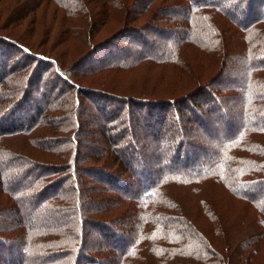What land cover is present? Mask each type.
Here are the masks:
<instances>
[{
    "label": "trees",
    "instance_id": "obj_1",
    "mask_svg": "<svg viewBox=\"0 0 264 264\" xmlns=\"http://www.w3.org/2000/svg\"><path fill=\"white\" fill-rule=\"evenodd\" d=\"M50 1L65 14V38H90L87 54L123 35L140 40L86 71L93 51L65 68L16 35H0V264H121L142 245L147 253L131 264H264V0ZM110 20L118 32L97 37ZM9 50L22 61L8 66ZM200 51L212 63L208 76L190 60ZM144 63L178 69L182 89L165 100L112 97L76 80ZM94 96L108 103L87 114L84 101ZM147 103L143 116L137 107ZM125 106L138 115L123 117ZM137 117L170 119L169 139L152 126L139 146ZM79 175L88 177L84 191L102 197L94 206L82 200ZM201 218L222 253L196 225ZM84 222L110 248L105 258L91 252Z\"/></svg>",
    "mask_w": 264,
    "mask_h": 264
},
{
    "label": "rangeland",
    "instance_id": "obj_2",
    "mask_svg": "<svg viewBox=\"0 0 264 264\" xmlns=\"http://www.w3.org/2000/svg\"><path fill=\"white\" fill-rule=\"evenodd\" d=\"M87 2L90 6L95 4V0H87ZM18 7L19 9L23 7H27L26 10L28 14L26 15L28 16L22 19V21L19 22L18 24H12L11 21L12 18L17 19L21 17V15H25V14H20V11H18L19 10ZM164 8L166 9V5ZM163 11L164 9L159 10L158 13H162ZM153 16L148 20L144 18L138 23V25H140L141 30H143V28H145L146 25H149L148 23L152 24V20L157 18V13L155 14L154 17ZM118 24L119 23L117 21L110 20L100 32H97L96 30L94 32L95 34H97V37L100 38L107 37L109 35L113 36L118 31L115 33L113 32L116 29L118 30L120 29V26ZM67 26L68 25H67L66 17L63 10L58 8L56 3L53 1L44 0L39 2V0H0V35H3L4 33L10 34L13 37L14 35H16L17 40H19V42L20 41L24 42L26 45L30 46L34 50V52L45 54L47 56H51L58 60H62V61L64 60L63 62L66 64L65 68L67 67L69 68L70 66H75V64L73 65L71 64L73 62L76 63V61L82 54L85 53L86 55H89L93 51V50L90 51L88 54L86 53L89 50V47L87 45L89 43V39H90L89 37L88 38L83 37L82 40L79 38L73 39L71 36L65 38L63 31L67 28ZM161 26L165 27L166 24ZM144 36L148 38L147 40L149 41L153 40L152 35L149 31H146ZM63 39H67V40H63ZM135 39L140 40L139 37H136L135 35H130V36L123 35V37L120 38L119 42L118 40H116L114 43H112L114 46L111 45L106 49H99L97 50V52L93 51L94 53L92 52L93 54L91 56V59L88 61L90 63H86L87 66L86 71L91 68H96V66L99 65L98 62L106 61L109 58L108 55L113 54L114 52L117 53V51L114 49H120V48H125V50L137 49L138 48L137 46L135 47L131 46L132 43L128 42L129 40L134 41ZM84 42H86V44H83ZM110 47H113V49H110ZM189 56H190V60H192L194 63L203 65L204 70L207 69L206 74L208 76V72H209L208 68L210 67V64H212L210 58L206 57L205 54L201 51L199 52V56L198 54L195 55L194 53H192V56L191 55ZM7 58H10V61H8V66L12 65L13 63L22 61L21 55L14 50H9L5 52V59ZM111 59H118V58L111 55ZM2 63H4V61L0 62L1 65ZM77 68L78 65L75 67V69ZM52 71L53 70L51 69L50 72ZM88 72L90 73L88 75L80 73L81 75H83V77H78L76 79L77 83H79L80 85L82 84L84 86H94L93 90L95 89L100 90L102 93L111 95L112 97L113 95H115L113 93L120 95L135 94L137 96L141 94L147 97L157 96L161 100H165L167 95H169L171 92L174 94L179 92L186 81V77H184L182 73L180 74V71L178 69L168 66L153 65L150 63L141 64L140 67H137L136 69L130 72L120 71V70H104V71H98V73L93 72L91 70ZM50 79L51 76L47 77L44 84L49 85L50 81L52 80ZM144 96H142L141 98H146L147 100H149L147 97ZM96 97L97 96H94L92 102H88L87 100L84 101L83 110H85V113L88 114L91 110L95 108V106L97 107V102H101L103 104L108 103L107 100L104 99L100 100L97 99ZM37 98L39 97L35 95V99ZM150 100H154V99H150ZM149 105H151V103L150 104L147 103V107L139 105L137 107L139 113L140 111H142L141 113L144 112L142 115L145 116V113L150 109L148 108ZM125 107L127 108V106ZM159 107L161 108L162 106L159 105ZM93 113L96 112L93 111L92 114ZM121 114H123V117H127V118H131V117L134 118L135 114L138 115V113H136V111L132 110L131 108H127L126 110L122 111ZM15 115L16 117L20 116L18 113ZM136 119L139 120L138 117ZM149 120H150L149 118L148 121H144L140 119L138 121V123L140 124L139 126L140 128H138L137 126L138 123H137L136 125L137 128L136 130H134V131H138L139 133L137 134V136H135L136 142L138 143L139 146L146 145L144 144L145 133H146L145 131L147 130L149 132L150 131L149 129L152 128V126H153V131L155 132L157 130H166V136L164 139H161L162 141L169 139L170 137L169 130L172 131V128H174V125L170 119H168L167 122L165 123L162 122L156 123L154 121H152L151 123ZM84 125L83 127H85ZM91 138L96 139L95 136H92ZM211 138L213 137L211 136ZM103 142L105 143L106 141L100 140L99 146L104 144ZM82 151H86V148L83 147ZM129 151L134 154V150L130 149ZM38 155L40 154H37V156ZM141 155L144 156L143 153H141ZM161 156H165V155H161ZM144 158H146V156ZM36 159L38 160V158ZM173 163L174 166L178 164V162H173ZM78 179H79L80 189H82L83 202L89 204L90 206H92L93 204L94 206L96 200L100 201L102 197L99 196L100 194H93L90 193V191H86V190L84 191V189H86V187L88 186V177L86 175H79ZM196 225L212 241L215 250H220V252L222 253V240L220 245V242L217 241L215 235H212L210 231L204 228V225H208V222H206L205 220H203V218H201L196 223ZM113 226L119 230V233H121L120 231H123V226H121L120 223H117V225H113ZM84 227H85L84 228L85 234L87 235L90 234L89 241L91 243L90 245L91 252L96 253V255L101 259L105 258L106 254H108L106 252H109L110 248L103 242L102 240L103 237L100 235L101 233L96 229L91 230L88 227L87 223L85 224V222H84ZM88 229H90V233H88ZM98 243H100L102 247V249H100L99 251H97L95 248ZM145 249H147L146 245L140 246V248L134 251L132 254L123 257L121 264H131L132 258L144 256L147 253L144 251ZM231 249L233 250V252L237 250L234 247H231ZM14 261H15L14 263L17 262L16 259ZM226 261L227 264L234 263V261H230V260H226Z\"/></svg>",
    "mask_w": 264,
    "mask_h": 264
}]
</instances>
